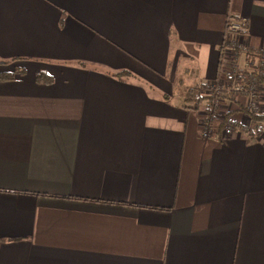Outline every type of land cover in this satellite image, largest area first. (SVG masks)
Instances as JSON below:
<instances>
[{
    "label": "crops",
    "instance_id": "1",
    "mask_svg": "<svg viewBox=\"0 0 264 264\" xmlns=\"http://www.w3.org/2000/svg\"><path fill=\"white\" fill-rule=\"evenodd\" d=\"M228 14L263 50L264 0H0V264H264V119L184 106Z\"/></svg>",
    "mask_w": 264,
    "mask_h": 264
},
{
    "label": "built area",
    "instance_id": "2",
    "mask_svg": "<svg viewBox=\"0 0 264 264\" xmlns=\"http://www.w3.org/2000/svg\"><path fill=\"white\" fill-rule=\"evenodd\" d=\"M245 20L243 17H236L230 14L226 17L224 41L227 48L231 50V54L228 59L225 60L223 58L222 66L217 71V76L203 85L210 99L206 107L208 112L204 115L201 122L200 135L202 137L215 136V128L218 127L216 122L217 115L215 116V114L218 112L219 101L223 97L235 98L237 94H242L245 98L243 103L245 110L249 112L255 110L259 82L250 79L248 75L250 72L264 73V49L254 51L244 45H239L234 40L236 35L246 31ZM239 54L242 55V60H240ZM262 127L261 125V128L257 131V129L251 128V125H246L244 133L247 137H250L257 134V132L262 133ZM233 129V122L226 120L219 130L224 138L232 133Z\"/></svg>",
    "mask_w": 264,
    "mask_h": 264
},
{
    "label": "trees",
    "instance_id": "3",
    "mask_svg": "<svg viewBox=\"0 0 264 264\" xmlns=\"http://www.w3.org/2000/svg\"><path fill=\"white\" fill-rule=\"evenodd\" d=\"M17 72H20L19 69H13L10 72H2V73H0V79H6V78L9 79V78L13 77V75ZM248 76L250 79L256 80L259 83L264 84V73L250 72ZM198 85L199 86H193V87H190L186 90V101H187L186 103H187V105H184L185 107L196 108L199 104H202V103L206 104V106L208 105V101L210 98L206 97V95L205 96L199 95V93L197 92V90H198L197 88L205 85V83L204 84L199 83ZM245 112L248 113L249 118L253 122H258V121L260 122L261 120L264 119V114H259V113L255 112L254 110L251 112H249V111H245ZM225 116H227V114ZM221 122L222 121H220V123ZM220 123H218V124H220ZM251 128H255L258 131L261 128V125H259V123L253 124V125H251Z\"/></svg>",
    "mask_w": 264,
    "mask_h": 264
},
{
    "label": "rangeland",
    "instance_id": "4",
    "mask_svg": "<svg viewBox=\"0 0 264 264\" xmlns=\"http://www.w3.org/2000/svg\"><path fill=\"white\" fill-rule=\"evenodd\" d=\"M223 42H225V41L223 40ZM197 92L199 93V95H204V96L206 95V97H208V94H207L205 87L199 88L197 90ZM242 102L243 103L245 102V98L242 100Z\"/></svg>",
    "mask_w": 264,
    "mask_h": 264
}]
</instances>
